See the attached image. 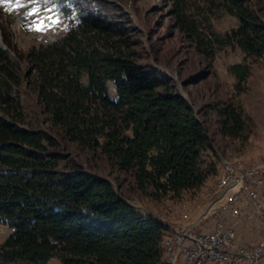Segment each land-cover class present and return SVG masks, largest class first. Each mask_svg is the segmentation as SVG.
I'll list each match as a JSON object with an SVG mask.
<instances>
[{"label": "trees", "instance_id": "1", "mask_svg": "<svg viewBox=\"0 0 264 264\" xmlns=\"http://www.w3.org/2000/svg\"><path fill=\"white\" fill-rule=\"evenodd\" d=\"M72 5L77 24L59 40L25 53L7 38L0 44V226L12 230L0 244V264H166L165 226L138 213L108 179L74 161L62 168L63 143L104 158L134 189L159 199L195 193L217 173L204 160L211 139L168 77L140 63L112 5ZM263 6L172 0L171 16L211 61L226 47L257 60L264 58ZM214 11L234 26L215 32ZM229 72L240 87L250 70L237 63ZM25 96L42 123L27 120ZM216 113L221 133L238 137L241 114L231 105Z\"/></svg>", "mask_w": 264, "mask_h": 264}, {"label": "rangeland", "instance_id": "2", "mask_svg": "<svg viewBox=\"0 0 264 264\" xmlns=\"http://www.w3.org/2000/svg\"><path fill=\"white\" fill-rule=\"evenodd\" d=\"M97 1L112 5L109 14L127 30L140 63L147 64L168 77L175 90L194 108L196 115L204 123L213 146V152L207 151L204 160L214 162L218 167L217 173L214 174L212 185L193 194L183 192L178 197L167 195L154 199L134 189L131 179L113 169L104 158L92 155L75 145L63 143L64 160L61 166L65 168L74 161L84 170L108 179L121 197L138 213L153 217L166 229V226L172 228L167 229L164 260L166 264H179L176 262L180 239H176V232L196 230L195 227L202 224L205 212L195 214L196 207L201 205L200 199L205 208L220 188L225 186V191L229 192L226 188H230V179H226L228 172L224 163L231 166L232 176H264V58L245 59L239 50L226 47L217 50L211 61L176 28L171 16L172 0ZM250 1L257 3V0ZM72 2L73 0H56L58 7L54 11H41L38 16L24 15V9L16 4H0V44L5 46L3 39L7 38L12 46L25 53L32 47L59 40L71 26L77 24V12ZM181 3L190 7L194 5V0H181ZM256 8L259 9L258 6ZM262 8L264 20V6ZM208 15L213 30L219 34L234 26V20L221 12L214 11ZM39 17L45 18V26L36 31L33 21L39 23ZM49 17L58 22L51 23ZM237 63L247 65L250 70L249 76L240 87L236 86V80L229 72V67ZM226 105L233 106L241 114L243 128L238 137L224 136L221 133L216 110ZM23 106L28 121L43 122L44 116L39 113L32 97L25 96ZM215 213L210 211L208 216ZM188 218H193L186 225L188 227L183 231L178 229L180 222H185ZM11 231L0 226V244ZM258 247H264V244L261 243ZM50 264L59 263L51 260Z\"/></svg>", "mask_w": 264, "mask_h": 264}, {"label": "built area", "instance_id": "3", "mask_svg": "<svg viewBox=\"0 0 264 264\" xmlns=\"http://www.w3.org/2000/svg\"><path fill=\"white\" fill-rule=\"evenodd\" d=\"M230 178L229 199L225 200L227 214L231 219L243 223L258 220L264 224V178L259 175ZM253 193V201H245V194ZM238 208H245V215H238ZM207 217L196 230L176 232V239H180L177 252L179 264H263L264 247H241L234 241L235 231L226 224L223 214L212 222L211 235H204V225Z\"/></svg>", "mask_w": 264, "mask_h": 264}, {"label": "crops", "instance_id": "4", "mask_svg": "<svg viewBox=\"0 0 264 264\" xmlns=\"http://www.w3.org/2000/svg\"><path fill=\"white\" fill-rule=\"evenodd\" d=\"M217 166H215V169L217 171ZM216 174V173H215ZM264 178V176H263ZM215 180V175H211L205 183L202 185V187H208L214 183ZM203 187V188H204ZM203 188H200L202 190ZM199 190V189H198ZM190 194H193L194 191L188 192ZM213 199L210 200L209 203H207L206 207L204 208V204L202 200L201 205L197 206L196 209L197 213L195 214H200L205 212V217H207V222H209L207 225H204V233L206 232H211L212 231V222H216L217 217L219 216V211L220 214H223V219L226 222V224L232 226V228L235 231V236H234V241L236 245L241 246V247H255L259 246L261 243L264 244V224L262 225L258 220H252L249 223H243L238 221L237 219H231L230 216L227 214V207H221L225 206V200L229 199V192L225 191V186L224 188H220L214 195L212 196ZM245 201H253V193H246L245 194ZM204 209V211H203ZM209 209V210H208ZM214 211L216 212L215 215L210 214L208 216V212ZM202 214V215H203ZM201 215V216H202ZM213 215V216H211ZM238 215H245V208H238ZM199 219V218H198ZM193 218H188L187 221L185 222H180L178 229H186L188 226V222L192 221ZM204 222V219L202 223ZM186 226V227H185ZM201 226V225H200ZM167 229H172L169 226H166ZM185 227V228H184ZM198 227V226H197ZM195 227V228H197ZM174 232V230H173Z\"/></svg>", "mask_w": 264, "mask_h": 264}, {"label": "snow or ice", "instance_id": "5", "mask_svg": "<svg viewBox=\"0 0 264 264\" xmlns=\"http://www.w3.org/2000/svg\"><path fill=\"white\" fill-rule=\"evenodd\" d=\"M12 3L16 4L19 7L24 9V15L26 16H38L41 11H54L58 6L56 4V0H0V4L3 3ZM51 5V7H49ZM60 15V13H56ZM44 17H39V23L33 21V25L36 31H40L44 25ZM49 21L53 24L58 21L48 18Z\"/></svg>", "mask_w": 264, "mask_h": 264}, {"label": "bare ground", "instance_id": "6", "mask_svg": "<svg viewBox=\"0 0 264 264\" xmlns=\"http://www.w3.org/2000/svg\"><path fill=\"white\" fill-rule=\"evenodd\" d=\"M228 167H229V172L231 173V175H232V168H231V166L229 165V164H225L224 163V168H225V170L228 172ZM250 173V172H249ZM249 173H246V174H249ZM236 175H237V173H236ZM240 177H244V176H240ZM226 179L227 180H229L230 178H228V173H227V175H226ZM229 186H230V183H229ZM207 235H211V233L210 234H207Z\"/></svg>", "mask_w": 264, "mask_h": 264}]
</instances>
